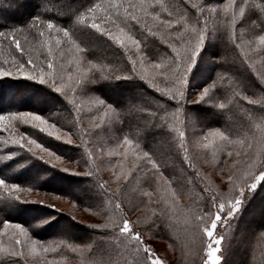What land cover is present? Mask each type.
Instances as JSON below:
<instances>
[{"label":"trees","instance_id":"trees-1","mask_svg":"<svg viewBox=\"0 0 264 264\" xmlns=\"http://www.w3.org/2000/svg\"><path fill=\"white\" fill-rule=\"evenodd\" d=\"M108 2L109 0H25L24 4L19 6L20 0H0V31L8 33L13 28H23L24 31L22 33H17L21 47L25 50V45H31L40 56L45 57L48 55V47L46 43L42 44L41 41L46 40V33L49 32L46 28L41 27V30L45 32V36L39 37L36 35V29H29L28 24L32 17L40 14L42 20L52 19L57 26L69 29L72 39L82 50L80 53L91 61V75L94 78V82L91 84L87 83L86 88L90 89L93 87L103 95L111 97L114 105L119 109L117 132L123 138L131 139L134 146L141 153L144 151L150 152L157 163L161 165L160 171L163 172L164 177L174 181L168 191H165L167 185L163 182L148 187L154 192L155 198L161 197L160 200L156 201V199L153 202L159 210L158 222L160 227L161 221H164L167 225H172L173 220L179 226L182 242L198 243L199 231L204 225H201L202 221H197L194 217H203L209 212L211 209L212 190L211 185L207 181L208 184H206L205 179H203L198 170L192 165L189 167V156L187 152L185 153L179 148V145L182 142L184 143V137L181 138L180 132L184 133L183 121L187 120V114L190 112L188 84L197 71L202 74L206 72L207 66L205 67V65L207 62L203 65L204 60H198L197 65L194 66L189 74L188 84L184 89V100L181 102L183 107L177 113L175 111L176 101L171 100L170 97L163 95L152 87L149 79H141L144 71L137 65L133 67L132 58L125 47L122 48L107 37L102 36L95 29H92L90 25L77 23V17L80 12L85 11L94 3L107 4ZM250 3L264 7V0H250ZM163 4L167 11L160 7L155 9L162 19H177L186 11L187 24L191 28L194 23L193 17L198 15L196 9L192 7L195 4L194 2L190 0H163ZM251 10V22L253 20L256 21V24L253 25L255 31L263 34L264 25L260 24V20L264 19V11L261 8H253ZM169 11L172 12L171 17L168 16ZM210 18L209 12L207 13L204 10L203 16H200V22L201 26L206 25L207 32L211 34L214 29H212L213 22H210ZM121 26L123 27L124 25L122 24ZM176 27L178 26L174 25V28ZM148 28H152V32L156 34L152 35L147 30ZM126 31L141 41L142 51L164 63L169 62V57L175 56L169 44H175L178 48L182 47L181 43H177V37L172 29L159 27L158 22H154L151 18H147L146 23L142 25L130 22ZM170 32L172 33L171 37L169 35ZM52 33L60 37L65 43H68L67 38L62 33H57L53 30L49 33V36ZM216 34L220 36L219 43H221V46L218 48L206 47L203 55L210 52L213 59L217 56V60L214 59L213 61L212 59V61L207 63L208 66H215V70L208 79L218 92L221 101L225 102V107L221 109L218 106L205 107L201 104H191V106L195 107L199 114L209 113V116L212 115L211 118L205 120L207 126L220 127L234 142L250 140L251 147L257 148V160L259 157H264L262 147L260 148L262 146V136H264V105L249 103L243 97L251 95L255 100L264 97V82L261 81L259 75L254 74L240 49L234 48L229 43L228 35L230 32L226 27V22L220 24ZM25 37H27V42ZM184 38L189 39L187 35ZM9 39H2V42H0V67L13 68V64H5L8 57L26 61L25 51L17 50L14 44L9 43ZM165 41H168V43H165ZM211 43L214 46V41H211ZM219 54L224 57L223 60L220 59ZM221 64L223 67L220 66ZM250 70L254 75L250 73ZM114 77H119L120 79ZM162 80L163 78L157 77L152 80V83H155L161 89L170 86L163 83ZM33 81L25 77H0V114L17 112L18 106L13 107L11 105L16 100L19 106L26 105L27 101L21 99L23 98L21 93L33 99L36 98L35 95L37 94L47 95L48 98H46V101L43 102L44 106H42L45 114L55 119L62 126L74 130L79 136L78 144L63 142L62 147L66 150L61 151L64 153L68 150L69 156L84 171L78 174L60 172L53 170L45 161H42L45 166L49 167L46 172L49 175L44 180H38L39 178L37 176L34 177L32 172L36 162L39 160L37 161L35 157H31V154L27 153L26 150L20 149L18 145L9 143L5 138L0 137V178H8V182L20 183L22 186L62 193L71 199L79 201L84 207L100 209L103 221L94 225L98 227L85 224L88 235L82 238L66 233L54 234L52 233L53 229L60 222L70 220L68 214L61 211L55 212L50 207L45 208L32 202H15L13 197L0 187V226L5 222L24 223V225L27 223L26 226L33 238L44 240L45 243L52 245L51 256L70 260L78 258L79 260L77 259L78 261L75 264H143L144 253L142 250L140 252L135 250V242L118 236L110 227L106 226L109 224L110 218L118 219L120 215L124 214L120 209L115 208L111 200L113 191L107 187L96 172L97 169L93 165L85 144V134L78 109L62 93H56L55 89L51 90L50 87ZM238 82H242V86H238ZM6 91L8 99L5 101ZM109 93H116L121 96L127 94L132 97V100L128 103H120ZM235 93H240V95L235 96ZM54 100L57 101L56 106L51 107L50 101ZM23 107L28 109L27 106ZM163 109H167V111L165 112ZM28 127L31 128V126ZM159 146H164V148H159ZM13 152L16 155L13 156ZM26 160L27 163L25 162ZM13 169H16L15 173L12 172ZM147 169H149L148 172L153 171L151 168ZM63 183H66V187H63ZM173 189L180 195H185L183 201H174L175 203H172L167 200L169 191ZM251 193L256 194V191ZM232 195L233 193L220 192L218 196L221 200L224 198L229 200ZM226 196H228L227 199ZM246 200L244 199V202ZM115 202L120 204L119 199ZM37 210H49L51 215L45 221L41 218L28 223L29 217L31 218V215L36 213ZM169 213H172L171 216L176 215V217L169 218ZM240 214L241 211L235 218L228 219L225 228L226 234L233 232L232 228L236 226V223L239 225L245 224L244 216ZM222 215L224 214L222 213ZM72 224L77 226L76 222ZM260 226L259 228H261ZM162 227L164 226L162 225ZM192 227L198 229V236L191 235L190 230ZM238 227L240 230V226ZM238 229L237 231H239ZM179 233L172 240H170V235L166 239L169 242L178 241ZM227 239L228 236H225L223 241L225 253L227 249H230L229 253L227 251L228 254H226L225 260L231 262L234 255H239V250L236 251L235 244ZM253 240L251 251L247 253V261L244 264H264V244L262 242L261 245L258 243L259 233L256 234ZM201 241L202 238L200 237ZM86 242L90 245V250L86 255L80 256L72 249L75 244H85ZM231 250H234L233 254L230 253ZM202 260L203 251L197 253L192 264H201ZM0 264L26 263L23 258L12 256L7 250L0 247Z\"/></svg>","mask_w":264,"mask_h":264},{"label":"rangeland","instance_id":"rangeland-1","mask_svg":"<svg viewBox=\"0 0 264 264\" xmlns=\"http://www.w3.org/2000/svg\"><path fill=\"white\" fill-rule=\"evenodd\" d=\"M190 1L197 5L208 4L211 6V9H214L213 11L206 8L205 11H207V13L209 12L211 15L210 19L212 21L210 20V22H213L212 29H215L216 38L213 40L214 46L212 45V47H220V36L216 34V30H219L222 22L224 23L230 19V17H225L223 13V5L226 4L228 0ZM237 3H240V0H237ZM98 15L102 16L103 14L98 13ZM251 16L252 10L246 9L245 16L243 18H237L235 34L237 37H242L244 40L253 41V46L256 47L257 51H247L248 45H244L243 47L245 48V53L243 54L248 56L247 62L254 71V74L259 73L260 77H264V53L259 51L260 48H264V45H260L258 40V36L264 35V33L259 34L255 31L251 22ZM97 22L102 23L101 20H98ZM106 26L112 28L111 25ZM57 38L61 41L59 45L56 44ZM46 40L47 47L52 48L51 58L54 65L53 70L58 74V76L63 77L65 88L62 95L66 96L78 109L82 119L85 144L88 152L90 153L89 155L92 159L93 165L97 169L96 172L102 181L111 191H113V193L117 194L121 205L120 210L122 209L123 214H126L127 218L134 223L135 230L140 232L144 243L151 246L156 256L164 261V264H192V261L195 259L197 253L202 251L203 260L201 261V264H203L204 260L207 259L209 245L211 244L213 247L216 246L214 244V240L207 237V235L202 231L203 228H200L199 236L202 238V241L200 242V237L197 234L198 229L192 227L190 233L193 236H198V243L182 242V238L179 233V226L172 219V225H167L164 221H161L162 223L160 227L158 222L159 210L153 203L157 198H155L154 192L144 183V174L149 171L147 168H151V166L144 160L141 151H139L133 143L131 145L124 144L123 136L117 132L119 109L116 105H114V101L111 97L103 95L93 87H89L90 89L86 88L87 83H90L89 81H92L91 83L94 82V78L91 75V61L83 56L80 51L76 50V43L75 45L65 43L60 37H57L53 33L50 36L49 33H46ZM237 43H240L239 39L237 40ZM24 47L26 48L24 50L26 56L25 59H27L30 55L33 59V63L38 66H43L47 72L48 69L46 67V60L48 55L45 57L40 56L39 53L31 47V45H25ZM125 49L128 51L132 60L137 61L136 65L143 71L145 68L148 72L154 71L152 68L153 60L156 62H162L152 58L150 55H147V53L142 51V46L138 51L136 47L131 44V42H127ZM141 58L144 59V68H142L139 63ZM212 59L213 57L205 59L203 65H205L206 62L209 63ZM214 59L217 60V56ZM6 60L9 65L13 64V68L15 67L13 58L10 59L8 57ZM207 63L205 65V67L207 66L205 69L206 72L202 74L197 71L194 78H192L191 82L188 84V95H190L188 103L190 104V112L187 114V120L183 121V131L185 134L184 145L187 148V154L189 156L188 161H190L191 165L198 170L203 179H205L204 181H207L211 185L212 196H216V202L219 203L226 201L225 198L223 200L220 199L218 196L220 192H227L228 194L234 192V186L229 183L228 176L233 175L234 179L236 177H242L244 173L248 171V164L253 162V160L258 163L260 157L256 160L258 152L257 148L251 147V141H247L246 139V141L241 142H234L230 139L232 143L226 145L224 151H216L215 153L211 148L204 149L199 146L203 143H208V140H205L204 137L208 136L209 133H212L217 129L224 132L220 127L207 126V122L205 120L211 118L212 115L209 116V113L199 114L195 110V107L191 106V104H201L205 107H216L221 101L218 92L208 79L210 74L215 70V66H208ZM26 67L30 68L28 65H26ZM67 73H71V79H69ZM250 73L253 74L251 70ZM14 77L23 78L22 76L15 75ZM25 78L28 79L27 77ZM78 80L79 83H77ZM33 82L39 83L38 80H34ZM59 83L60 80L57 79V85H59ZM44 85L50 87L51 90H54L51 86V81L49 84ZM204 88L209 89V96L211 99H209V96H206L205 100L201 101L200 94L203 92ZM5 95L6 96L4 98L6 101V99H8L7 91ZM21 95L23 98H20L27 101V104L23 106H27L28 109L26 107L19 106L18 101L16 100L13 102L16 104L11 105L13 107L18 106L17 112H36L37 114L44 116V118L49 122V124L45 125V127L55 124L56 127L54 129L50 128V131L61 136V139L56 140L55 136H48L46 133L40 132L32 126L30 128L28 127L30 125H24L22 123H16L15 127L11 128L9 131H5L0 128V137L5 138L9 142L10 137L13 134L23 133L31 136L36 139L38 143H42L45 147L49 148L50 151L56 152V154L61 157V160L59 161H57L55 157L51 158L52 164L48 165L49 167H52L53 170L65 173H83L84 169L69 156L68 150L64 153L61 151L66 150L62 146L63 142H66L69 138L71 139L70 144H78V134L74 130L62 126L60 123L55 121V119L50 118L49 115L45 114V111L42 110V106H44L43 102H45L46 98H48L47 95L43 96L37 94L34 99L32 97L29 98L28 95L24 96L23 93H21ZM109 95L114 96V98L120 103H128L132 100V97H129L127 94L121 96L120 94L117 95L116 93H109ZM247 97L255 100L251 95H247ZM101 100L105 102L103 105L99 104V101ZM205 101L208 102L206 103ZM56 103V100L50 101V104L52 105L51 107L56 106ZM108 105H112V107L109 108ZM225 135L227 134L225 133ZM209 140H211L214 144L220 143L218 138L211 136L209 137ZM161 147L164 148V146H159V148ZM261 147L264 152V145L260 146V148ZM33 148L34 151L37 152V155L45 156V162L49 159L46 153H42L39 149H35V146H33ZM228 152H231L232 155L229 156L227 154ZM43 164L44 163L42 161H38L33 168V176H37L39 178L38 180H44V178L49 175L46 173L49 167ZM64 169H67V171H64ZM12 172L15 173L16 169H13ZM125 176L128 177L127 180H125ZM207 182L206 184H208ZM9 183L11 184L12 182ZM65 185L66 183H63V187H66ZM21 188L25 190L16 192L9 191L4 188L2 189L10 194L15 202H32L42 205L45 208L50 207V209H53L55 212L61 211L62 213L69 215L70 220L60 222L59 225L53 229L52 233L54 234L66 233L74 237L82 238L88 235L85 224H91L94 226L103 221L101 216L102 211L100 209H96L94 207H84V205L80 204L79 201L71 199L62 193L31 188L25 185H21ZM28 188H31L32 191H27L26 189ZM144 191L152 193L151 199L143 195ZM255 191L256 194L251 193L252 191H246L245 193V200H247L244 202L245 204L243 203L244 207L242 204L241 209H244H240V215L244 216V225L236 223V226L234 227L235 229L232 228L233 232L226 234V223L230 218L225 217L224 220L217 223V227L214 230V236L216 238L221 236L223 237V240L219 245L220 252L218 253V255L222 257L220 264H244L245 261H247V253L251 251L250 249L252 248V244L254 242L253 239L258 233V243L260 245L262 243L264 244V182H262ZM16 196H19L20 199L16 200ZM183 197H185V195H180L177 191L173 193V191L170 190L167 200L172 203H175L174 201L181 202L184 200ZM227 197L228 196H226V199ZM158 199L160 200L161 197ZM158 199L156 201H158ZM41 201H43V203H40ZM171 214L172 213L168 214L169 218L176 217V215H174V217L173 215L171 216ZM50 215L51 211L49 210H37L36 213L31 215V218L29 217L30 220H28V223L41 218L45 221ZM22 220L25 221L24 219ZM75 222L77 223V226L72 224ZM210 222L211 221L208 215H205L203 216V220L200 224L210 226ZM16 224H21L27 228V223L24 225V223L7 222V226H5V223L0 226V247L7 250L9 253H11L13 248L23 250L25 255L21 258H23L26 264H75L79 260L78 258V260L54 258L50 254L52 245L45 243L44 240H36L33 238L28 228L27 237L20 235L19 231L15 228ZM162 225L164 227H162ZM238 226H240V230L238 229ZM259 226L263 229L261 230ZM236 228L239 231H237ZM178 233V241L174 240V242H169L167 240L168 235H170V240H172L174 236L176 237L178 235ZM225 236H228L227 240L229 242H233V244H235L236 251L239 250V255H234L231 262L225 260V256L229 253L230 249H227L228 253L227 251L225 253V248L223 246ZM16 239L21 241V245L15 244ZM31 240L38 242L37 249H39V252L36 255L29 253L28 245ZM41 246L48 247L49 251L47 253L43 252ZM72 249L80 254V256H84L90 250V245L87 242L85 244L77 243L72 247ZM230 253L233 254L234 250H231Z\"/></svg>","mask_w":264,"mask_h":264},{"label":"snow or ice","instance_id":"snow-or-ice-1","mask_svg":"<svg viewBox=\"0 0 264 264\" xmlns=\"http://www.w3.org/2000/svg\"><path fill=\"white\" fill-rule=\"evenodd\" d=\"M24 2L25 0H20L19 6H22ZM157 7L164 8V10L167 11V8L163 4V0H109L107 4L94 3L85 11L80 12L77 17V23L90 25L92 29H95L102 36L107 37L109 40L122 48L126 47L127 42H131V44H133L138 51L141 48V41L131 35L130 32L126 31L130 22L142 25L146 23L147 18H151L154 22H158L159 27L172 29L177 37V43H181L182 47L178 48L175 44H169L172 52L175 53V56L169 57L168 63L156 62L153 60L152 68L154 71L148 72L145 68L144 75L141 76V79H149L152 87L156 88V90L161 92L163 95L170 97L171 100L176 101L175 111L179 113L183 107L181 102L184 100V89L188 84L189 74L192 72L194 66L197 65L198 60L203 61L212 57V53L210 52L206 56L203 55V53L205 52L206 47H212L211 41L216 38L215 29L211 34L208 33L206 25L201 26L200 16H203L206 8L213 11L214 9H211V6L208 4H201L199 6L193 4L192 7L196 9L198 15L193 17L194 23L191 28H189L187 24L186 11L183 12L177 19H162L159 13L155 11ZM253 8H261V10L264 11V7L258 4L250 3V0H240V3H237V0H228V2L223 5L224 16L230 17V19L226 21V27L230 32L228 35V41L234 46V48L240 49L241 53H245V48L243 47L244 45H248L247 51H257L256 47L253 46L252 40H244L242 37H237L235 34L237 18H243L245 16L246 9L251 10ZM98 13H102L103 15L100 16ZM168 16L171 17L172 12L169 11ZM98 20H101L102 23H98ZM122 24L124 25L123 27L121 26ZM252 24L255 25L256 21L253 20ZM260 24L264 25V19L260 20ZM106 25H111L112 28H109ZM174 25L178 27L174 28ZM28 27L29 29H36V35L39 37L45 36V32L41 30V27L46 28L49 33L55 30L57 33H62L63 36L67 38L69 44L75 45V41L72 39V35L67 27L57 26L52 19L42 20L40 14H36L32 17ZM147 30L152 33V35L156 34L155 32H152V28H148ZM23 31V28H13L8 33L0 31V42H2V39H9L10 37L9 43L14 44L17 50L24 52V49L21 47L20 40L17 38V33H22ZM169 35L171 37L172 33L170 32ZM185 35H187L189 39H185ZM238 39L240 40V43L236 42ZM258 40L260 45H264V35H259ZM25 41L27 42V37H25ZM41 43H47V40H43ZM60 43V39L57 38L56 44L59 45ZM165 43H168V41H165ZM75 46L77 51H82L78 45ZM259 51L264 52V48H260ZM218 56H220V54ZM51 57L52 48L49 47L48 58L46 60V67L48 69L47 72L43 66H38L33 63V59L30 55L27 57L25 62L17 61L13 58L15 67H0V77H12L14 75L22 76L32 80H38L41 84H49L51 81V86L55 89L56 93H64L65 84L63 82V77L58 76V74L54 72V65ZM220 59L223 60L224 57L220 56ZM244 59H248L246 54L244 55ZM131 62L133 67H135L137 61L132 60ZM139 63L141 64V67L144 68L143 58H141ZM5 64H7V61H5ZM26 65L30 66V68L26 67ZM220 66L223 67L222 64ZM67 75L69 79H71V73H67ZM257 75H259V73ZM157 77L163 78L162 82L170 86H166L163 89L159 88L155 83H152V80H155ZM114 78L120 79L119 77ZM57 79L60 80L59 85H57ZM261 81L264 82V77H261ZM89 82L91 83L92 81ZM77 83H79V80ZM238 86H242V82H238ZM234 95L239 96L240 93H235ZM206 96H209L208 88H204L203 92L200 94V100L204 101ZM243 98L249 103L264 105V97H261L259 100H252L247 96H244ZM209 99H211L210 96ZM226 99L228 98L226 97ZM205 102L207 103L208 101ZM104 103L105 102L102 100L99 101V104L101 105ZM108 107L111 108L112 105H108ZM218 107L223 109L225 107V102L223 100L220 101ZM163 110L165 112L167 111V109ZM16 123L30 125L33 128L38 129L40 132L46 133L48 136H55L56 140L61 139V136L50 131V128L54 129L56 125L51 124L49 127H45V125H48L49 122L44 118V116L37 114L36 112H8L7 114H0V128L5 131H9L11 128H14ZM180 136L183 138L184 133L180 132ZM210 136L218 138L220 143L214 144L211 140H209ZM204 139L208 140V143H203L199 146L204 149L211 148L214 153L216 151H224L226 145L232 143L230 137L218 129L209 133L208 136L204 137ZM9 142L18 145L22 150H26L27 153L31 154V157H35L39 161H45L44 155H37V152L34 151L33 146H35V149H39L42 153H46L48 155L49 159L46 161L47 164H52V157H55L57 161L61 160V157L58 156L56 152L50 151V149L45 147L42 143H38L36 139L26 134H13L11 135ZM66 142L71 143V139L69 138ZM124 144L131 145L132 141L127 137H124ZM261 144L264 145V137H262ZM179 148L185 153L187 152V148L183 142L179 145ZM227 154L229 156L232 155L231 152H228ZM12 155L14 156L16 153L13 152ZM142 155L144 160L153 170L145 172L144 183L148 187H151L154 184L158 185L163 182L167 185L165 191H168L174 181L168 180V178L164 177L163 172L160 171L161 165L157 163L156 159L153 158V155L150 152L144 151ZM25 162L27 163V160ZM189 167H191L190 162ZM64 171H67V169H64ZM124 178L127 180L128 177L125 176ZM228 180L229 183L234 186L232 198L217 203L216 196H212L211 209L208 213H206L211 222L210 226L203 227L202 231L207 235V237L214 240V244L216 246L213 247L211 244L209 245L207 259L204 260L203 264H220L222 257L218 255V253L220 252L219 245L221 244L223 237L221 236L216 238L214 236V230L217 227V223L224 220L225 216L228 218H235L236 214L242 207L246 191H255L258 186L264 182V157L259 158L258 163L255 160L249 163L248 171L245 172L242 177H236L234 179L233 175H229ZM0 187L16 192L25 190L21 188L20 183L10 184L8 182V178H0ZM26 190L29 192L32 191L31 188ZM172 191L173 193L175 192L174 189ZM143 195L151 199L152 193L144 191ZM15 199L19 200L20 197L16 196ZM117 199V194L113 193L111 200L114 203L115 208L120 209V204L115 202ZM40 203H43V201ZM222 213L224 215H222ZM194 219L202 221L203 217L195 216ZM5 226H7V222H5ZM106 226L110 227L118 236L135 242V250L137 252L142 250L144 253L143 264H164V261L156 256L151 246L144 243L140 232L135 230L134 223L127 218L126 214L120 215L118 219L110 218V222ZM15 228L19 231L20 235L25 237L28 236V229L23 225L16 224ZM37 243L38 242L35 240H31L29 242L28 247L30 254H38L39 249H37ZM15 244L21 245V241L16 239ZM41 248L45 253L49 251L48 247L41 246ZM10 254L12 256L24 257L25 252L23 250L13 248Z\"/></svg>","mask_w":264,"mask_h":264}]
</instances>
